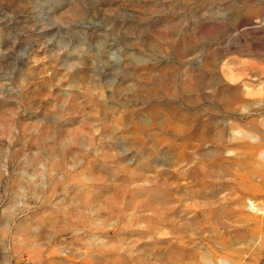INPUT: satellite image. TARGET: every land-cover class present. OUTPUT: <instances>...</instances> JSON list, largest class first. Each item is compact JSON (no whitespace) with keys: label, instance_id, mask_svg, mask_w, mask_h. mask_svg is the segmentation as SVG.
<instances>
[{"label":"rangeland","instance_id":"obj_1","mask_svg":"<svg viewBox=\"0 0 264 264\" xmlns=\"http://www.w3.org/2000/svg\"><path fill=\"white\" fill-rule=\"evenodd\" d=\"M0 264H264V0H0Z\"/></svg>","mask_w":264,"mask_h":264}]
</instances>
